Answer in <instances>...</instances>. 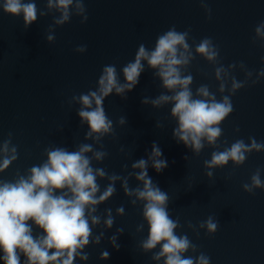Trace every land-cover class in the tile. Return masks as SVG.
<instances>
[{
    "label": "water",
    "instance_id": "1",
    "mask_svg": "<svg viewBox=\"0 0 264 264\" xmlns=\"http://www.w3.org/2000/svg\"><path fill=\"white\" fill-rule=\"evenodd\" d=\"M34 2L37 19L25 28L22 14L4 12L0 0V166L10 160L6 168L0 167V184L29 177L31 168L42 166L56 148L78 151L90 145L92 150L84 155L94 174L104 172L96 176L95 196L109 185L114 191L86 206L89 242L77 249L73 264H165L166 257L154 258L165 241L149 250L142 246L149 234L147 201L136 193L144 181L137 179L142 169L133 165L143 159L145 178L169 197L167 211L177 222L174 234L187 236L195 246L182 257L195 262L203 254L209 264H264V146L252 147L254 142L264 145V0H82L83 12L73 0L70 20L62 25L55 23L61 12L49 8L48 0ZM173 26L188 33L189 62L177 67L182 77H192L188 87L193 98L222 102L227 96L233 105L234 110L213 125L222 129L215 143L203 137L197 153L174 135L179 127L171 112L175 102L152 103L174 91L163 86L158 69L146 60L139 83L123 93L113 89L103 99L111 129L88 135L89 124L79 116L85 108L80 97L99 89L105 66L114 65L118 81L127 84L123 68L134 62L139 45L153 50L158 36ZM49 35L54 39L48 40ZM205 37L218 51L213 60L196 51ZM81 45H86L83 52L77 51ZM218 68L223 69L219 77ZM234 83L241 87L233 88ZM201 87L209 97L198 94ZM237 141L250 149L242 163L229 159L208 166L214 152L230 149ZM154 144L162 156H153ZM97 152L104 155L97 159ZM157 159L167 160L159 173L153 166ZM257 174L259 187L252 180ZM61 191L67 189L55 190ZM210 217L217 224L214 233L204 223ZM109 218L111 227L106 224ZM27 223L34 237L44 235L33 221ZM17 251L26 264L27 257Z\"/></svg>",
    "mask_w": 264,
    "mask_h": 264
},
{
    "label": "clouds",
    "instance_id": "2",
    "mask_svg": "<svg viewBox=\"0 0 264 264\" xmlns=\"http://www.w3.org/2000/svg\"><path fill=\"white\" fill-rule=\"evenodd\" d=\"M72 4L73 0H48L49 8L55 7L61 12V15L55 19L56 24L62 25L70 20L69 6ZM76 8L79 12L84 11L82 0H76ZM2 9L14 16L22 14L25 28L37 19V6L34 0L29 2L3 0ZM84 19L87 20V16ZM261 27H264V23ZM261 27L256 29L258 33ZM187 35V32L176 31L173 26L158 36L153 50L146 48L143 43L140 44L134 62L128 63L123 68L127 84L118 81L114 65L104 67L103 74L99 78V89L80 97L85 108L79 111V116L89 124L88 135L93 132L103 135L111 129V121L106 117L101 106L103 99L113 89L117 93H123L125 88L131 90L139 83L138 77L144 68L142 61L146 60L149 66L158 69L156 74L162 78L163 86L174 91L172 96L161 95L152 101L155 105L169 100L175 102L171 112L178 118L179 127L174 130V135L186 145L190 143L197 153L203 147L201 142L203 137L206 136L210 143H215L222 129L213 125H218L232 112L233 105L227 96L222 102L214 99L193 98V93L188 87L192 77L190 75L182 77L177 67L189 62V56L186 55L189 49ZM47 39L53 40L54 37L49 35ZM85 50L86 45L77 48V51ZM196 51L209 60L215 59L218 55L209 37L201 40ZM221 71H223L222 68L216 70L217 77L220 76ZM239 87H241L240 84H233V88ZM198 94L203 97L210 95L206 87L199 88ZM93 100L95 108H92ZM87 108L92 110H86ZM262 146L264 145H257L255 142L252 145L257 149ZM91 150V146L87 144L81 145L78 151L56 148L48 153V160L42 166L31 168L29 177H21L15 183L0 184V250L3 252L0 259L4 261V264H21L18 249L27 257L26 264H73L77 249L89 242L91 229L85 215L86 206L96 205L107 199L114 191V186L109 185L102 195L98 198L95 196L99 190L96 176H103L104 172L96 170L94 174L90 166V158L84 155ZM248 150L250 149L243 141H237L230 149L214 152L211 161L206 163L209 167H213L226 164L229 159H232L239 164L244 161V152ZM152 153L155 157L163 155L162 150L155 144ZM103 155L104 153L97 152L96 158L99 159ZM9 163L10 160L5 159L0 167L6 168ZM145 166L146 161L143 159L133 165L134 168L142 169L137 179L144 181L143 190L137 189L136 193L141 199L147 201L144 205V216L148 221L149 234L143 242V248L149 250L155 248L161 241H165L161 244V251L155 255V259L164 256L165 264H209L210 258L203 254L195 262L191 257H182V253L186 252L190 246H195L191 245L187 236L174 234L173 230L177 227V222L170 218L167 211L169 197L167 193L152 184L151 178H145L147 176V172L143 171ZM153 166L159 173L167 167V160L157 159ZM208 175L212 173L209 172ZM252 180L255 186H261L258 174L254 175ZM244 187L248 191L252 190L248 185ZM56 189H67V191L56 194ZM90 211L95 209L92 208ZM29 220L43 229L44 235L34 237L32 227L27 223ZM97 222L98 218L93 217V223ZM112 222L109 218L106 224L111 227ZM204 223L209 232L217 231V224L212 222L211 217ZM114 247L119 249V245ZM50 249L55 251L50 254ZM109 255L108 252L103 253L104 258H108Z\"/></svg>",
    "mask_w": 264,
    "mask_h": 264
}]
</instances>
